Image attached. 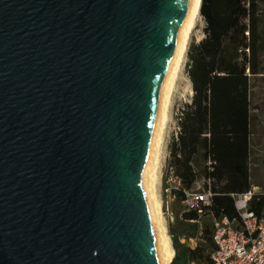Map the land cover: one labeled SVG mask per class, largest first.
Here are the masks:
<instances>
[{"label": "water", "instance_id": "water-1", "mask_svg": "<svg viewBox=\"0 0 264 264\" xmlns=\"http://www.w3.org/2000/svg\"><path fill=\"white\" fill-rule=\"evenodd\" d=\"M189 4L0 0V264H154L145 178Z\"/></svg>", "mask_w": 264, "mask_h": 264}, {"label": "trees", "instance_id": "trees-1", "mask_svg": "<svg viewBox=\"0 0 264 264\" xmlns=\"http://www.w3.org/2000/svg\"><path fill=\"white\" fill-rule=\"evenodd\" d=\"M205 36L188 51V74L193 96L179 118L177 138L170 144L169 169L180 180L174 191L180 202L185 192L204 181L211 203L184 213V221L238 217L233 195L252 190L250 141V75L264 74V0H203L200 10ZM203 194V193H202ZM250 211L264 213V193L255 192ZM186 229L172 230L177 252L172 264L208 263L213 250L212 224L203 225L207 246L195 249L182 240L196 237ZM208 248L211 249L209 253Z\"/></svg>", "mask_w": 264, "mask_h": 264}, {"label": "rangeland", "instance_id": "rangeland-1", "mask_svg": "<svg viewBox=\"0 0 264 264\" xmlns=\"http://www.w3.org/2000/svg\"><path fill=\"white\" fill-rule=\"evenodd\" d=\"M206 22L201 16L196 28L191 36L187 53L185 55L180 79L177 84V88L173 95L169 119L167 127L164 132L163 140V155L161 158V167L159 171V182L157 184V193L162 200V210L165 218L168 234L171 238L172 245V230L186 229L189 236H194L193 226L196 224L189 221H184L183 215L186 213V205L183 202L178 201L173 197L172 190L179 187L178 182L169 169V157H170V144L177 138L179 132V118L185 105L191 101L192 97V84L188 74V51L193 43H198L205 36ZM264 63V55H263ZM250 101H251V141H250V164H251V182L256 192L264 193V74L259 76L250 75ZM169 190V191H167ZM196 192L205 194L204 181L200 179L194 187ZM169 205L173 216L167 214L165 207ZM204 226L211 227L212 217L204 216L202 219ZM198 244L207 246L204 240L198 242ZM175 250V248H174ZM211 249L208 248L209 253ZM177 252L175 250V256Z\"/></svg>", "mask_w": 264, "mask_h": 264}, {"label": "built area", "instance_id": "built-area-1", "mask_svg": "<svg viewBox=\"0 0 264 264\" xmlns=\"http://www.w3.org/2000/svg\"><path fill=\"white\" fill-rule=\"evenodd\" d=\"M181 187L180 180L175 178ZM169 191V190H167ZM256 188L244 194L233 195L238 217L214 218L212 221L213 250L208 263L205 264H264V213L257 215L250 211L249 202ZM186 211H196L203 215V208L211 203V194L196 192L195 190L185 192ZM173 197L176 199L173 193ZM167 214L174 215L170 206L165 207ZM198 225L196 237L182 240L183 244L195 249L203 235V224L201 221H189ZM190 264H198L191 262Z\"/></svg>", "mask_w": 264, "mask_h": 264}, {"label": "bare ground", "instance_id": "bare-ground-1", "mask_svg": "<svg viewBox=\"0 0 264 264\" xmlns=\"http://www.w3.org/2000/svg\"><path fill=\"white\" fill-rule=\"evenodd\" d=\"M202 1L203 0H190L181 29L180 40L173 57L169 74L164 84L159 117L150 147L145 184L147 215L154 264H172L175 258V250L168 234V229L163 215L162 200L157 193V184L159 182V171L163 155L164 132L169 119L171 101L180 79V74L191 36L201 17L200 10Z\"/></svg>", "mask_w": 264, "mask_h": 264}, {"label": "crops", "instance_id": "crops-1", "mask_svg": "<svg viewBox=\"0 0 264 264\" xmlns=\"http://www.w3.org/2000/svg\"><path fill=\"white\" fill-rule=\"evenodd\" d=\"M213 221V220H212Z\"/></svg>", "mask_w": 264, "mask_h": 264}]
</instances>
